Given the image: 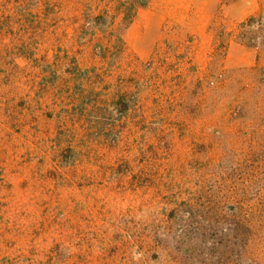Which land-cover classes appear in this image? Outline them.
Listing matches in <instances>:
<instances>
[{
    "label": "rangeland",
    "instance_id": "obj_1",
    "mask_svg": "<svg viewBox=\"0 0 264 264\" xmlns=\"http://www.w3.org/2000/svg\"><path fill=\"white\" fill-rule=\"evenodd\" d=\"M0 264H264V0H0Z\"/></svg>",
    "mask_w": 264,
    "mask_h": 264
}]
</instances>
